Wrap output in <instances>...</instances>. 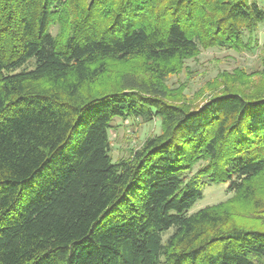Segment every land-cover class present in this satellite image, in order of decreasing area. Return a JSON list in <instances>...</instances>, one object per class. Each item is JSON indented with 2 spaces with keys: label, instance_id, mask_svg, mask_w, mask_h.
<instances>
[{
  "label": "trees",
  "instance_id": "obj_1",
  "mask_svg": "<svg viewBox=\"0 0 264 264\" xmlns=\"http://www.w3.org/2000/svg\"><path fill=\"white\" fill-rule=\"evenodd\" d=\"M259 27L256 0H0V264H264V85L167 87ZM116 118L160 130L113 161Z\"/></svg>",
  "mask_w": 264,
  "mask_h": 264
},
{
  "label": "rangeland",
  "instance_id": "obj_2",
  "mask_svg": "<svg viewBox=\"0 0 264 264\" xmlns=\"http://www.w3.org/2000/svg\"><path fill=\"white\" fill-rule=\"evenodd\" d=\"M264 9V0H256ZM258 48L253 53L245 51L236 52L218 48L201 50L194 59L188 60L179 73L171 75L167 80L170 97L184 100L191 107H196L205 101L206 98L216 93L221 84L214 82L220 73H229L235 85L248 88H256L264 85V74L261 73L260 51L264 44V27L257 30ZM239 73H245L244 83H240ZM236 74V75H235ZM235 75V76H234ZM238 77V78H237ZM237 78V79H234ZM229 79V80H231ZM234 80V81H233ZM212 83H216L211 85ZM219 85V87H218ZM160 122L153 121L142 123L140 120L128 118L122 121L116 118L112 122L109 132L111 143V156L113 161L126 157L129 151L138 148L144 139L153 134L159 133ZM231 196L227 192V184H209L203 190V197L198 200L189 210L195 213L198 210L226 201ZM172 229L169 231L171 232ZM168 233L163 235L165 240Z\"/></svg>",
  "mask_w": 264,
  "mask_h": 264
}]
</instances>
